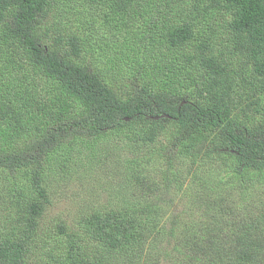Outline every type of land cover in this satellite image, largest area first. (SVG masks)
Returning a JSON list of instances; mask_svg holds the SVG:
<instances>
[{"label": "trees", "instance_id": "trees-1", "mask_svg": "<svg viewBox=\"0 0 264 264\" xmlns=\"http://www.w3.org/2000/svg\"><path fill=\"white\" fill-rule=\"evenodd\" d=\"M0 264H264V0H0Z\"/></svg>", "mask_w": 264, "mask_h": 264}, {"label": "rangeland", "instance_id": "rangeland-1", "mask_svg": "<svg viewBox=\"0 0 264 264\" xmlns=\"http://www.w3.org/2000/svg\"><path fill=\"white\" fill-rule=\"evenodd\" d=\"M117 150L118 149L116 148L111 149V156H113ZM100 151H102L103 156H106L102 149H100ZM127 152V147H125V145H121L119 156H124ZM85 171L86 169L84 167H78L74 172L76 173L77 178L70 179L65 185H63L62 191L58 195L57 201L59 204L54 209V214H57L64 209L72 208H76L73 210L75 212L77 208L83 207L84 203L87 204L89 212L95 213L96 210L100 208L101 204L109 201L113 193L124 191V189L117 190L115 192L108 191L105 186L106 184H104V180H102V183L95 182L93 179L84 174ZM111 201L114 204H117L123 200L120 196L115 195L111 198Z\"/></svg>", "mask_w": 264, "mask_h": 264}, {"label": "water", "instance_id": "water-1", "mask_svg": "<svg viewBox=\"0 0 264 264\" xmlns=\"http://www.w3.org/2000/svg\"><path fill=\"white\" fill-rule=\"evenodd\" d=\"M160 117H164V115L159 116V117H150V116H148L149 119H154V120H157V119H159Z\"/></svg>", "mask_w": 264, "mask_h": 264}]
</instances>
